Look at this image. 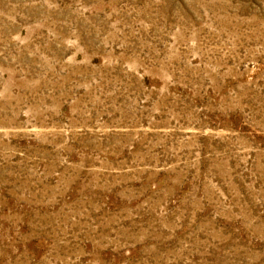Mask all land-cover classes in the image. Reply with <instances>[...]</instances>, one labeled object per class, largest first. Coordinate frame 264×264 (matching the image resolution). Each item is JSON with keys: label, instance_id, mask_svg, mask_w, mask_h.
Listing matches in <instances>:
<instances>
[{"label": "rangeland", "instance_id": "obj_1", "mask_svg": "<svg viewBox=\"0 0 264 264\" xmlns=\"http://www.w3.org/2000/svg\"><path fill=\"white\" fill-rule=\"evenodd\" d=\"M0 264H264V0H0Z\"/></svg>", "mask_w": 264, "mask_h": 264}]
</instances>
